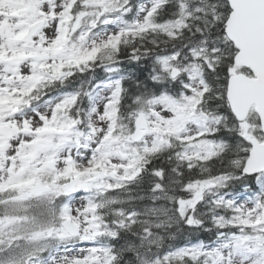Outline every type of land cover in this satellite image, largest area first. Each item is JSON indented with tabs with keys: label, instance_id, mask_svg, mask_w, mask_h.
I'll list each match as a JSON object with an SVG mask.
<instances>
[{
	"label": "snow or ice",
	"instance_id": "snow-or-ice-1",
	"mask_svg": "<svg viewBox=\"0 0 264 264\" xmlns=\"http://www.w3.org/2000/svg\"><path fill=\"white\" fill-rule=\"evenodd\" d=\"M0 264H264V0H0Z\"/></svg>",
	"mask_w": 264,
	"mask_h": 264
}]
</instances>
